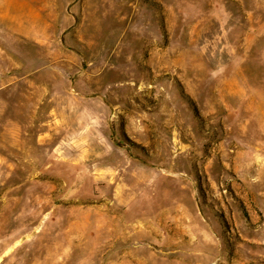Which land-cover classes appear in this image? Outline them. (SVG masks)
I'll return each instance as SVG.
<instances>
[{
	"label": "rangeland",
	"instance_id": "rangeland-1",
	"mask_svg": "<svg viewBox=\"0 0 264 264\" xmlns=\"http://www.w3.org/2000/svg\"><path fill=\"white\" fill-rule=\"evenodd\" d=\"M0 2V264H264V0Z\"/></svg>",
	"mask_w": 264,
	"mask_h": 264
},
{
	"label": "crops",
	"instance_id": "crops-1",
	"mask_svg": "<svg viewBox=\"0 0 264 264\" xmlns=\"http://www.w3.org/2000/svg\"><path fill=\"white\" fill-rule=\"evenodd\" d=\"M1 4H2V2H0V5ZM16 4L19 7L18 11L26 12L27 15L28 14L30 15L31 19L33 17V14H36V12L38 11V0H18V2H16ZM48 4H49L48 9L50 10V6H53V4H51L50 2H48ZM20 18L22 19L23 16L21 15ZM27 19H29V18H27Z\"/></svg>",
	"mask_w": 264,
	"mask_h": 264
}]
</instances>
